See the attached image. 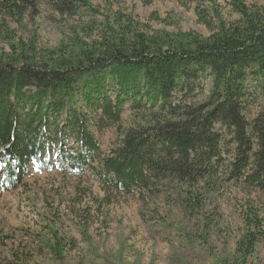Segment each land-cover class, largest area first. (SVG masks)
Instances as JSON below:
<instances>
[{
    "label": "rangeland",
    "instance_id": "obj_1",
    "mask_svg": "<svg viewBox=\"0 0 264 264\" xmlns=\"http://www.w3.org/2000/svg\"><path fill=\"white\" fill-rule=\"evenodd\" d=\"M61 2L59 6L51 0H38L33 6L27 4L25 6L29 7L21 19H12L0 6L2 64L9 56L21 54L30 56L32 59L29 60L44 61L38 59L39 54L50 52L49 56H56L46 60L48 65L54 63L61 70L70 68L65 74L73 70L80 76L81 68L76 67H83L84 63L79 60L83 57L79 51L97 50L99 44L105 49V55L111 54L125 41L121 34L115 36L123 30L129 31L131 36L132 33L143 34L155 43L175 45L178 49L186 43L224 36L234 26L245 25L247 19L242 17V11L255 10L264 15V0ZM3 4L4 0H0V5ZM125 46L129 50L128 43ZM63 56L69 62L55 64ZM76 60L79 61L72 63ZM251 65L253 67V63ZM244 75L243 87L249 94L250 87L255 84L251 78L255 79L256 73L254 77L247 72ZM215 81L214 76H205L200 85L187 84L185 91L176 93V97L193 94L191 101L195 104L206 101L215 105L220 99L215 96ZM33 86L22 85L20 97L16 96L21 107L28 99L37 106L35 96L29 94L35 93ZM140 90L138 93L144 96L145 91ZM141 96L134 97L137 107L133 100H121L114 92L100 98L99 101L106 100L112 106L118 100L123 103L119 114L107 122L110 125L97 122L94 111L87 110V104L77 103V115L86 119L76 125L85 130L87 139L86 127L89 126L87 130L93 139L92 150L85 153L84 149L78 148L80 152L90 155L96 164L103 158L100 154L108 155L114 151L118 147L115 145L121 144L116 133L119 126L122 130L132 129L145 114L137 111L144 104L149 114L156 111L147 103L149 96ZM13 101L10 96L8 102L14 105ZM262 105L261 102L246 105L244 116L252 119L254 115H260ZM28 109L27 106L22 108L23 111ZM112 115H116L115 112ZM40 117L33 119L38 125L43 123ZM24 120L31 124L29 129L38 131L28 116ZM210 130L216 137L225 134L228 126L212 125ZM56 136L60 137V133ZM250 136L252 139L255 136L252 130ZM62 141L64 151L74 142L71 137ZM56 148L51 147L52 160L46 162L43 159L39 164L32 160L24 173V181L15 184L13 179L5 184L6 165L0 157V230L12 237L0 243L3 264H223L236 259L237 243L247 233L254 234L258 240L249 264H264V174L262 183H253L258 174L252 166L244 168L242 177H232L229 162L232 159L220 165L215 158L213 162L219 165L217 176L212 172L204 174L189 194L186 193L187 184L169 179L162 191L154 195L135 190L127 194L97 180L90 169L79 174L76 167H62L64 152L58 154L54 151ZM78 149L74 148V151L78 153ZM5 158L15 164L13 159ZM247 176H254L253 181H245ZM57 239L61 243L59 254L53 251L58 246Z\"/></svg>",
    "mask_w": 264,
    "mask_h": 264
},
{
    "label": "trees",
    "instance_id": "obj_2",
    "mask_svg": "<svg viewBox=\"0 0 264 264\" xmlns=\"http://www.w3.org/2000/svg\"><path fill=\"white\" fill-rule=\"evenodd\" d=\"M37 1L4 0L0 6L12 19H21L29 7L25 5H37ZM51 1L57 6L62 5L61 0ZM241 13L247 19L245 25L234 26L226 35L212 40L180 44L178 49L175 45L155 43L150 37L144 38L143 34L131 32V36L127 30L115 33V36L121 34L125 41L111 54L105 55V49H101L99 44L97 50L79 51L83 56L79 60L84 63L83 67H76L81 68L80 76L73 70L65 74L70 68L61 70L54 63L53 66L48 65L46 60L56 56H49L50 52L39 54L38 59L44 61L29 60L32 59L30 56L21 54L19 57L9 56L3 64L0 62V157L6 165L5 184L11 183V179L13 184L24 181V173L32 160L38 164L43 159L46 162L50 158L52 160L53 146L57 147L54 151L58 154L64 152L62 167H76L79 174L90 169L97 180L127 194L135 190L154 195L162 191L168 179L187 184L186 193L189 194L204 174L212 172L217 176L219 165L213 162L215 158L220 165L232 159L229 161L232 177H242L244 168L252 166L258 174L253 183H262L264 105L259 108L261 114L254 115L252 119L244 113L246 105L264 104V15L249 9ZM64 59L66 56L55 64H67L69 61ZM245 72L251 77L256 73L255 79L251 78L255 84L250 87L249 94L243 87ZM205 76L216 79L215 96L220 99L215 105L206 101L195 104L191 101L193 94L176 97V93L184 92L187 84L194 80L197 79L193 84L200 85ZM29 84L36 89L34 94H29L35 96L34 104L37 106L28 99L21 107L16 96L20 97L22 85ZM139 89L145 91L144 96L138 93ZM108 92H114L121 100H133L134 107H137L135 96H149L147 103L156 111L149 114L146 104L140 106L137 111L145 114L132 129L122 130L119 126L116 133L121 144L115 145L118 147L108 155L100 154L103 158L94 164L90 155L78 149L90 152L93 139L87 130L89 126L86 127L88 141L85 130L76 125L86 117L77 115L75 105L87 104V110L94 111L97 122H106L107 125L110 117L115 118L123 106L121 100L114 106L106 100L99 101ZM10 96H13L14 105L8 102ZM23 106L29 109L23 111ZM113 112L116 115H112ZM38 115L43 122L39 125L36 119L33 120ZM26 116L32 120V126L39 128L37 132L29 129L31 124L24 120ZM218 124L221 128L228 126V131L213 137L210 129ZM251 130L255 135L253 139L249 137ZM58 132L60 137L56 136ZM70 137L74 142L69 150L64 151L62 140ZM2 145L6 148H1ZM5 157L13 159L15 164H10ZM90 166L96 168L92 170ZM247 177L245 181H253L254 176ZM11 238L0 230V243ZM257 241L254 234H245L237 243L236 259L223 264H249ZM57 244L53 251L59 254L61 243L58 239ZM3 263L5 261L0 259V264Z\"/></svg>",
    "mask_w": 264,
    "mask_h": 264
}]
</instances>
